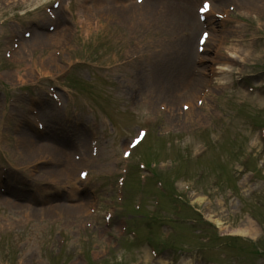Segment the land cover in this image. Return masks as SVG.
I'll use <instances>...</instances> for the list:
<instances>
[{
  "label": "rangeland",
  "instance_id": "rangeland-1",
  "mask_svg": "<svg viewBox=\"0 0 264 264\" xmlns=\"http://www.w3.org/2000/svg\"><path fill=\"white\" fill-rule=\"evenodd\" d=\"M53 1L0 0L2 164L11 166L12 162L18 168L25 164L19 153L23 152L26 145L18 133L22 129L29 132L34 128L30 108L37 109L40 104L33 106L35 101L31 99L35 100L38 95L44 97L43 92L48 85L63 87V82H66L65 86L71 90L68 106L90 105L100 115L112 116L114 126H111L109 146L112 150L121 152L129 136L139 126L150 127L142 145L137 147L139 152L133 151L134 155L138 153L144 160L149 173L142 177L136 166L130 167L126 182L127 198L123 205L125 216L139 227V241L165 251L168 249L166 244L157 240L161 238L160 229L166 228L165 232L169 233L178 225L179 230L173 235L166 253L172 254L171 250L176 248L178 252L188 253L190 249L192 253L177 255L176 261L172 260L171 264H204L203 260L206 264H264V259L259 258L243 242L216 237L207 241L209 230L212 229L209 226L205 229L200 222V215H211L222 222V234L231 228L247 227V220H250L256 227L253 239L260 240L264 246V136L260 137L261 128L264 127V88H259L264 84V13L252 9V0H219L228 13L225 19H219L217 30L212 31L213 41L220 43L223 52L217 58L218 61L212 64L215 73L212 86H216L208 91L207 98L203 97L204 109L192 112L190 118L180 103L172 107L173 112L164 106L162 110L157 107L161 101L168 106L170 104L168 98H155L152 93V87L157 86L155 78L162 67L160 64L157 68L152 66L162 61L172 64L179 52V39H192L193 47L184 74L185 63L182 62L180 70L173 71L169 79L176 80L182 73V82L175 87L173 84L170 86L176 92L184 86L193 66L195 42L200 31L198 26L189 22L187 25L184 21L187 16L191 20V12L195 13L200 0H168L155 5L127 4L114 9L107 6L121 4L124 0H95L94 5L72 16L67 25L59 22V40H40L37 32L39 24H35L40 23L39 16H47V7L55 13H61L69 3V0H62V5L53 8ZM96 6L107 7L110 14L105 13V10L100 16L94 15L98 22L91 19V24L86 23L82 27L77 20L78 15L82 10V15L84 12L87 14L88 9L90 14ZM23 25L27 26L29 37L23 36L22 31L13 36L15 27L18 29ZM13 38L19 43L16 48H13ZM151 41L157 45L167 42V45L160 47V52L154 54ZM138 45L144 46V52L137 56L138 64L134 65L131 51ZM150 52L154 59L151 68L146 66L148 60L144 59ZM212 54L211 50L206 53L207 56ZM39 58L45 59L46 66L52 67L51 74L43 73ZM225 67H230L234 73L222 74ZM29 74H33V77L28 79L37 80L39 77L38 81L27 80L21 85L16 77ZM249 86H256L254 94H248L252 92L248 90ZM205 87L210 89L209 85L202 84L198 90ZM24 116L29 119L30 125L23 121L26 119ZM200 116H205L203 122L197 121ZM162 131L168 133L163 135ZM33 135L36 136V133ZM203 144H208L210 150L197 160L191 159L193 151L202 150ZM56 154L48 153L50 164L40 162L38 168L41 171L53 168ZM17 158H20L19 164ZM177 158L181 160L178 166L161 168L164 161L176 165ZM229 159L231 163L224 164ZM104 160L91 166L92 175L98 176L93 186L97 189L94 198L100 202L98 208L111 205V195L115 198L118 194L114 185L119 173L118 169L114 170L116 164L112 160V171L103 170L101 165ZM243 161L248 164L242 165ZM257 166L263 170L256 171L254 168ZM249 170L257 173L253 174ZM54 174L47 178L48 186L52 188L44 192L55 190L51 182L54 181ZM45 179L42 178V186L46 184ZM30 180L26 187L34 183L37 185V181ZM154 181L160 183L161 187L157 184L153 188ZM15 188L12 187L13 192L8 194L10 203L0 200V264H86L87 261V264H105L107 260L114 264H131L140 256H132L127 263L120 262L127 238L125 229L120 230L122 219H116L117 226L115 223L109 224L115 230L112 232L115 234H111L102 217L95 220L91 228L85 225V219L75 220L71 216L74 212L69 215L65 212V217H62L65 210L60 214L46 210V213L36 215L31 212L32 209L21 207L18 199H12V195L19 196L14 194ZM174 188L185 192L184 196H188L191 204L183 206L180 220L170 212L174 199H164L176 195ZM27 196L28 192H25L20 198ZM161 200L158 204L160 211L156 202ZM254 213H257L256 217L252 215ZM200 227L203 228L202 233L197 231ZM134 232L138 233V230L131 228L129 233ZM201 237H205V241ZM64 239L65 243H62ZM248 239L252 240V237ZM131 245L135 247L136 242ZM223 251H226L225 258L222 256ZM199 252L203 260L197 256ZM53 253L56 256L51 257ZM167 254H162L164 259H172ZM96 256L98 258L94 259ZM147 259L151 264H161L163 258ZM143 264L150 262L144 261Z\"/></svg>",
  "mask_w": 264,
  "mask_h": 264
},
{
  "label": "bare ground",
  "instance_id": "bare-ground-1",
  "mask_svg": "<svg viewBox=\"0 0 264 264\" xmlns=\"http://www.w3.org/2000/svg\"><path fill=\"white\" fill-rule=\"evenodd\" d=\"M96 1H99V0H96ZM214 9H215V5L212 4L210 6V12L209 13L213 12ZM108 14H110V13H108ZM166 15L169 17V19H171L169 13H167ZM191 15H192L191 20L190 19L188 20V16H187V21L184 22L187 25H188V22H189V24H192V23L195 24V22L197 21V20H194V18H198V16L196 17L192 13H191ZM86 16H87L86 17V20H89V16L88 15H86ZM197 24L202 25L203 23H199L197 21ZM210 24H212V21L210 22ZM58 37L59 36H53V37H49L48 39L49 40H52V41L53 40H59ZM211 38L212 37L210 36L209 39H208V41ZM184 46H185L184 47L185 48V53H184L183 60L185 61V64H186L187 63V60H188V54L190 53V50H191V46L190 45L188 46L187 43ZM208 60H211V58L208 57ZM39 65H42L43 66V73L45 75L51 74L53 72L51 66H46L45 59L39 58ZM210 68L211 67L209 65L206 66V67H204L202 69L201 73H199V74H201V77L198 78L197 80L195 78V80H194V82H193V84L191 85L190 88L187 87L188 86V80H186V84H184L185 86L182 88V89L185 88L184 89L185 91H183L180 94H179V91L182 90V89H180L178 92H176L175 91V88H173L172 86H170L169 83H160L162 77L161 76H158L157 77V80H156V84H157L156 96L160 97L161 99L162 98L163 99L164 98L165 99L168 98L169 99V102L168 103L170 104L169 106H174V104H176V103H178L180 101H185L186 99H188L189 102L192 103V105L190 107L191 108V111H194L195 109H197L195 107V102L194 101H195V98L200 93V90H198L199 85H201L203 83L206 84V83L210 82V78L208 77V75H212L213 74V71L210 70ZM185 70H186V68L183 69V74H184ZM208 70H210L209 73H208ZM183 74L181 73V76L179 77V80H178L179 83L182 82ZM31 77H33V74H29V75H25V76L18 75L16 78L18 79V82L19 81L21 82V81H25V80H33V79H28V78H31ZM48 119L52 122V119L51 118H48ZM24 132L25 131H22V133L19 132V134H20V140H23V142L26 145L24 147L23 152L20 153L23 159H25L27 157H32V156H35V158L38 157L39 159H47L44 156V154L46 155V153H49V152L50 153L51 152L58 153L59 151L64 150V147H62V149H60L58 147H55L52 143H46V144L41 143V144H38L31 136H30V138H31V140H30L28 138L29 134L28 133H25L24 134ZM67 139H68V137H67ZM65 142H66V139L65 140H62V141H60V140L59 141H56V140L54 141L55 145H60V146H64L66 144ZM38 147H43L45 149L44 150L45 151L44 154L42 152H40V150H39ZM31 161H34V159L31 160ZM68 165L70 166L71 164L68 162ZM58 172L59 173H63L65 175H67L68 177H71L74 174L73 171L70 172V169L69 168H66V166L63 167V168H61V169H59ZM86 203H88V202H86ZM85 204H83V203L82 204H77L76 206H72L71 209L70 210H67V211H66V209L68 207H66L65 205L64 206H59V205H55L54 206V205H51V209H53V211H55V210L56 211H58V210H65V212H67L68 215L69 214H72V212H74V214L71 215V216H74L75 215L76 217H78V216L83 217V215L85 214V211H86ZM65 212H63V214L64 215H67ZM254 229H255L254 226L250 222L249 227L239 228L237 230H231V231L234 232V233H240V234H243V235H249L250 236L254 232Z\"/></svg>",
  "mask_w": 264,
  "mask_h": 264
},
{
  "label": "snow or ice",
  "instance_id": "snow-or-ice-1",
  "mask_svg": "<svg viewBox=\"0 0 264 264\" xmlns=\"http://www.w3.org/2000/svg\"><path fill=\"white\" fill-rule=\"evenodd\" d=\"M208 7V5H207V3H205V8H207ZM207 34H205V36H206ZM127 154V153H126Z\"/></svg>",
  "mask_w": 264,
  "mask_h": 264
}]
</instances>
